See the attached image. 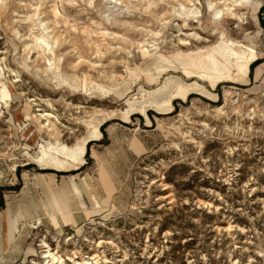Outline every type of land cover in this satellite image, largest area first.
Listing matches in <instances>:
<instances>
[{"label":"rangeland","instance_id":"374dc122","mask_svg":"<svg viewBox=\"0 0 264 264\" xmlns=\"http://www.w3.org/2000/svg\"><path fill=\"white\" fill-rule=\"evenodd\" d=\"M209 1L0 0V264H264V0Z\"/></svg>","mask_w":264,"mask_h":264},{"label":"bare ground","instance_id":"6f19581e","mask_svg":"<svg viewBox=\"0 0 264 264\" xmlns=\"http://www.w3.org/2000/svg\"><path fill=\"white\" fill-rule=\"evenodd\" d=\"M250 1H252V0H217V2H210L209 1L207 3V5H208V9L210 11H214L213 16L215 18L222 19L225 16L226 17L230 16L229 19H236L238 17V19H240V21H242L241 24L246 25L247 23L243 21V15L232 12L235 8L233 9L230 5H231V3L233 5H236V6L246 5V4L249 5ZM256 3L259 4V1L256 0ZM231 43L237 44V41H235V42L232 41ZM238 48L242 49L241 46H238ZM227 49L229 50L231 56H234L236 59L234 65H231L229 67V70L231 69L232 66H234V68L237 67L238 69H241L243 67V64H244L242 54L236 53V51H234V49H232V48H227ZM255 55L256 54H255L254 50L250 49V51H249V57L250 58L249 59L253 61L256 58ZM8 97H9V92H8L7 88L5 86L1 85L0 86V101L6 105L8 102ZM222 107L223 106L218 107L215 110L220 111V109ZM201 125H202V127H206L205 123H202ZM188 137H189L190 143L197 144L198 146H202L200 141L196 140L192 136L191 137L188 136ZM45 189H46L45 193H46L48 204L46 206L45 205H43V206H44L46 211L49 209V212L47 211L48 215L54 221L55 216H56L55 212H58L62 216L64 222L67 223V212L69 211V208H68L67 203L66 204L64 203L62 196L65 195L68 198L69 197V193H68L69 191L64 187L60 188V187H58L52 183L47 184ZM67 198L65 199V201L66 200L68 201ZM54 200L58 201L59 204H54L53 203ZM68 203H69V201H68ZM70 209H72V208H70ZM44 247H47V246L45 245ZM43 259H47V261H45L44 264H57V263L64 264L63 261L60 259V257L57 256L55 252H51L50 249H46L44 251ZM32 263H33V261H32ZM85 263H88V261H85ZM79 264H81V263H79Z\"/></svg>","mask_w":264,"mask_h":264},{"label":"trees","instance_id":"16d2710c","mask_svg":"<svg viewBox=\"0 0 264 264\" xmlns=\"http://www.w3.org/2000/svg\"><path fill=\"white\" fill-rule=\"evenodd\" d=\"M260 13H264V4H263L262 7L260 8Z\"/></svg>","mask_w":264,"mask_h":264}]
</instances>
